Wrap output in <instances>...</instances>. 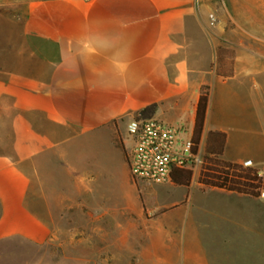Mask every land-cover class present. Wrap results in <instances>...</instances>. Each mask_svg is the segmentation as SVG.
<instances>
[{"label":"crops","instance_id":"crops-1","mask_svg":"<svg viewBox=\"0 0 264 264\" xmlns=\"http://www.w3.org/2000/svg\"><path fill=\"white\" fill-rule=\"evenodd\" d=\"M257 1L216 11L195 0H30L18 29L1 27L0 134L10 143L0 149V243L54 238L45 181L53 166L95 175L97 219L117 223L133 264H210L201 257L204 237L227 222L245 230L246 195L196 193L190 182L185 200L144 204L128 166L119 172L126 158L118 132L154 105L149 117L186 127L191 137L207 86L198 154L264 164V5ZM164 184L167 195L183 188ZM232 206L237 214H228Z\"/></svg>","mask_w":264,"mask_h":264},{"label":"rangeland","instance_id":"rangeland-1","mask_svg":"<svg viewBox=\"0 0 264 264\" xmlns=\"http://www.w3.org/2000/svg\"><path fill=\"white\" fill-rule=\"evenodd\" d=\"M29 1L0 0V28L18 29L26 15ZM195 1L202 8L211 3L216 11H220L218 9L224 7L233 10L241 5L254 6L256 0ZM262 2L264 5V0ZM262 32L264 34V30ZM194 40L195 46L200 51V57H206L205 39L200 33H196ZM262 50H264V46ZM126 123L127 121H125ZM125 128L126 125H123L121 134L118 132V136L126 158V149L131 146V142L124 131ZM183 130L180 133L181 138L190 136L186 127ZM9 139L8 133L0 134L1 150L9 149ZM201 159L202 162L192 168L193 173L190 181L196 193L210 188L198 185L203 160L205 163L207 161L203 157ZM118 162L121 174L127 167V162L126 159ZM207 163L209 164V162ZM46 170L48 173L45 181L49 187L46 193L49 195L50 201L46 218L54 226V238L43 245H33L17 239L2 241L0 243V264H133L136 258L134 255L127 254L126 239L120 237V232L116 228L117 223L97 219L101 214L102 193L97 189L95 175L83 174L80 177H75L67 173H57L53 166L46 167ZM164 185V183L140 182L136 187V196L144 204L147 202V198L151 201L157 199L158 202L185 200L182 193L183 190H186V186L173 189L167 195L164 194ZM245 195L247 198L246 229L235 230L234 223L227 222L223 231L210 232L214 237H209V239L204 237L205 254L201 257L210 264H264V200ZM189 201L188 199L187 202ZM194 201L196 204L198 203L197 198H194ZM147 204L150 203L147 202ZM216 206L221 211L227 208L223 205ZM193 208L192 211H194ZM160 211L158 209L153 213ZM230 213H238L235 206L229 208L228 214ZM242 224L244 223L241 222V227ZM229 225L231 228H228Z\"/></svg>","mask_w":264,"mask_h":264},{"label":"built area","instance_id":"built-area-1","mask_svg":"<svg viewBox=\"0 0 264 264\" xmlns=\"http://www.w3.org/2000/svg\"><path fill=\"white\" fill-rule=\"evenodd\" d=\"M183 129V126L141 114L127 121L125 133L131 146L126 149V162L134 184L167 183L172 181L175 169L193 168L202 162L198 152L192 151L191 137H180ZM241 165L254 170L259 181L258 197L264 200V164L257 165L247 159Z\"/></svg>","mask_w":264,"mask_h":264},{"label":"trees","instance_id":"trees-1","mask_svg":"<svg viewBox=\"0 0 264 264\" xmlns=\"http://www.w3.org/2000/svg\"><path fill=\"white\" fill-rule=\"evenodd\" d=\"M208 102V87L202 86L196 106L194 127L191 135L193 144V153L198 152V145L203 128L205 112ZM154 111V105H150L142 109L138 114L149 117ZM118 145L123 150L120 140ZM203 166L200 170L198 182L205 187L221 188L228 191L247 194L258 197L259 181L250 167H243L241 164L230 163L218 159L216 156L205 157ZM209 162V164L207 163ZM192 168H178L172 173V182L174 184L188 186L192 177Z\"/></svg>","mask_w":264,"mask_h":264}]
</instances>
